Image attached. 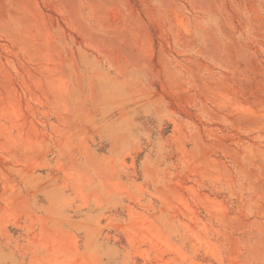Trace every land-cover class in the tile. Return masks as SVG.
Segmentation results:
<instances>
[{
    "label": "rangeland",
    "instance_id": "1",
    "mask_svg": "<svg viewBox=\"0 0 264 264\" xmlns=\"http://www.w3.org/2000/svg\"><path fill=\"white\" fill-rule=\"evenodd\" d=\"M0 264H264V0H0Z\"/></svg>",
    "mask_w": 264,
    "mask_h": 264
}]
</instances>
